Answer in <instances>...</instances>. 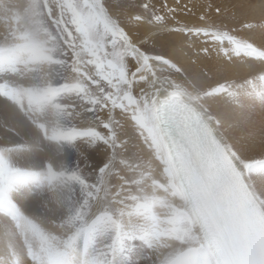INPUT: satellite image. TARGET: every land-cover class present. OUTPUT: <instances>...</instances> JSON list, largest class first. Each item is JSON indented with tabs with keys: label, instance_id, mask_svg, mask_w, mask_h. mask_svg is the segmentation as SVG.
<instances>
[{
	"label": "snow or ice",
	"instance_id": "obj_1",
	"mask_svg": "<svg viewBox=\"0 0 264 264\" xmlns=\"http://www.w3.org/2000/svg\"><path fill=\"white\" fill-rule=\"evenodd\" d=\"M136 6L0 0V264H264V121L217 107L264 105V11ZM161 31L248 73H188Z\"/></svg>",
	"mask_w": 264,
	"mask_h": 264
},
{
	"label": "bare ground",
	"instance_id": "obj_2",
	"mask_svg": "<svg viewBox=\"0 0 264 264\" xmlns=\"http://www.w3.org/2000/svg\"><path fill=\"white\" fill-rule=\"evenodd\" d=\"M187 1L188 0H186V2ZM245 1L246 0H236V3L233 5H227L233 12L238 13V17L233 19L232 13L226 12L223 19L229 27L243 30L244 21L250 20L253 24L259 23L262 11H264L261 8L260 1L257 0V2L255 1L254 3ZM194 4L196 5L195 7H193ZM201 5L207 6L210 5V3L201 0H191V2L187 4V8L184 6L181 7L179 15L175 20L179 21L180 24L193 25L199 23V15L202 14L200 11ZM214 6L215 5H213V8L211 9L204 7L203 11L209 12V15L216 19L219 18V14L216 13ZM177 12V9H175V13ZM2 31L3 28L0 26V33H2ZM254 35L256 40L259 41L261 38L259 31ZM158 36L159 41L155 46L158 48L159 52L167 51L173 47L178 49V54L175 58L188 73L198 72L201 68L207 70L208 67H211L216 72V78L221 80H240L248 73L249 65H243L242 63L230 64L227 61V58H221L218 56L216 50H212L205 54L201 47L202 41L197 38L185 37L182 34H172L168 31H161L158 33ZM254 103L255 102H252L251 100H244V107L235 112L233 111V106L229 105L224 100H221L217 107L228 116L236 115L242 119H248L253 126L259 129L261 121H264V106L257 105L256 110L253 109L254 107L252 108V105L256 106ZM102 158L100 152L93 151L91 153V162L98 163ZM73 159H75L74 153Z\"/></svg>",
	"mask_w": 264,
	"mask_h": 264
},
{
	"label": "rangeland",
	"instance_id": "obj_3",
	"mask_svg": "<svg viewBox=\"0 0 264 264\" xmlns=\"http://www.w3.org/2000/svg\"><path fill=\"white\" fill-rule=\"evenodd\" d=\"M201 1H207V2H209L210 4H213V5H217V4H220V5H233L234 3H236L235 1L236 0H201ZM244 1V0H243ZM257 2V0H246L245 2H252V3H254V2ZM258 1H260V5H262L263 3H264V0H258ZM21 2H22V0H21ZM141 2H143V0H133V3H135L137 6H136V8L135 9H133L134 11H139V4L141 3ZM152 2L153 3H155L156 4V9H157V11H159V9H160V2H161V0H152ZM191 2V0H188L187 2H186V0H167V3L172 7V8H175V9H177V13H174V16H175V19L177 18V16L179 15V11H180V9H181V7L182 6H185V5H187L188 3H190ZM262 3V4H261ZM165 11H167V9H165ZM171 15V14H170ZM155 51L156 52H159V50H158V48L155 46ZM257 103V104H256ZM254 105H256V106H253L252 105V108L253 109H256L257 110V105H261L260 104V102L257 100V101H255V103H254ZM262 106H264V105H262ZM256 107V108H255ZM264 108V107H263ZM255 110V111H256ZM256 116H258V115H256Z\"/></svg>",
	"mask_w": 264,
	"mask_h": 264
}]
</instances>
